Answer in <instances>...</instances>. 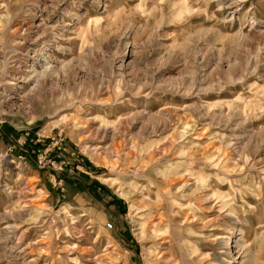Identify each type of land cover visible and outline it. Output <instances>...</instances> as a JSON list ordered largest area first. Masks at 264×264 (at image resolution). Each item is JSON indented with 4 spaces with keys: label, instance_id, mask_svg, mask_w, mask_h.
Wrapping results in <instances>:
<instances>
[{
    "label": "rangeland",
    "instance_id": "obj_1",
    "mask_svg": "<svg viewBox=\"0 0 264 264\" xmlns=\"http://www.w3.org/2000/svg\"><path fill=\"white\" fill-rule=\"evenodd\" d=\"M2 156L0 264H264V0H0Z\"/></svg>",
    "mask_w": 264,
    "mask_h": 264
},
{
    "label": "bare ground",
    "instance_id": "obj_2",
    "mask_svg": "<svg viewBox=\"0 0 264 264\" xmlns=\"http://www.w3.org/2000/svg\"><path fill=\"white\" fill-rule=\"evenodd\" d=\"M34 66L32 67V70L31 71H34L33 77H35L34 79H35L36 85L34 87H31V88H25L24 86H21L23 88V91L22 92H24V93L21 92V94H23V96H24V94H28V93L34 92L35 89H37V86H39L47 77H52V76H55L57 74V68L54 67V66H52L48 61H45V62H43V64L40 65L41 68H42L41 71L36 70L34 68ZM2 99H3V97H2ZM11 162L12 161L8 162L7 158H5L3 156L0 159V163L2 165H5V166H9V163H11ZM0 184H1V181H0Z\"/></svg>",
    "mask_w": 264,
    "mask_h": 264
},
{
    "label": "built area",
    "instance_id": "obj_3",
    "mask_svg": "<svg viewBox=\"0 0 264 264\" xmlns=\"http://www.w3.org/2000/svg\"><path fill=\"white\" fill-rule=\"evenodd\" d=\"M107 226H110V223H108Z\"/></svg>",
    "mask_w": 264,
    "mask_h": 264
}]
</instances>
